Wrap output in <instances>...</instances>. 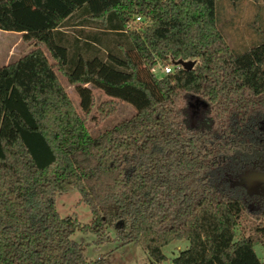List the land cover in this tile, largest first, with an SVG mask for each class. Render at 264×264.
<instances>
[{
	"label": "trees",
	"instance_id": "1",
	"mask_svg": "<svg viewBox=\"0 0 264 264\" xmlns=\"http://www.w3.org/2000/svg\"><path fill=\"white\" fill-rule=\"evenodd\" d=\"M136 15L147 23L129 26ZM0 30L34 42L0 66V264H108L86 258L76 230L138 245L150 264L174 240L188 246L169 264H264V194L235 183L264 171V35L233 50L215 0H0ZM158 63L173 71L157 77ZM55 68L84 115L92 89L135 113L91 135ZM194 98L205 102L196 113ZM73 189L90 223L57 211L56 195ZM243 217L252 232L236 237Z\"/></svg>",
	"mask_w": 264,
	"mask_h": 264
},
{
	"label": "rangeland",
	"instance_id": "2",
	"mask_svg": "<svg viewBox=\"0 0 264 264\" xmlns=\"http://www.w3.org/2000/svg\"><path fill=\"white\" fill-rule=\"evenodd\" d=\"M215 13L216 24L220 32L229 46L237 52L251 47L264 35L263 2L240 0L233 3L229 0H215ZM85 28V30L89 31V27ZM60 30L68 35L76 33L75 29L70 27V25L63 26ZM33 47L34 42L24 41L21 33L0 30V66L19 58ZM42 50L47 55L48 60L54 63L44 46H42ZM55 71L76 110L82 114L85 127L91 135H96L99 131H103L135 113V108L131 104L117 98H110L98 89H92L94 107L89 114L84 115L79 108V97L75 86L67 81L58 68H55ZM153 71L157 77L163 75L158 66ZM105 100H111L115 110L110 115L101 118L96 106ZM190 105L193 113H196L205 107V102L199 98H194L191 100ZM93 116L95 117L92 118ZM260 173L255 170H248L241 174L239 179L244 181L246 190L249 188V192L262 195L264 194V183L257 179L261 175ZM55 206L61 216L74 218L80 224L91 222L92 215L89 206L81 200L76 189L57 194ZM250 226V220L247 217H243L236 228V237L252 232ZM107 230L110 234L113 233L111 227H108ZM72 237L76 241L85 243L84 254L87 259L104 256L108 264H150L147 253L138 245H121L119 239L96 244L93 242L95 239L93 233L79 230H76ZM187 246L188 241L186 240H174L164 246L162 251L167 258L164 264H169L171 259ZM254 249L264 263V243L255 244Z\"/></svg>",
	"mask_w": 264,
	"mask_h": 264
},
{
	"label": "water",
	"instance_id": "3",
	"mask_svg": "<svg viewBox=\"0 0 264 264\" xmlns=\"http://www.w3.org/2000/svg\"><path fill=\"white\" fill-rule=\"evenodd\" d=\"M195 63H196V61H195L194 59H188V60L177 59V60H173V61H172V64H173V65H180L182 68H184V69H186V70L192 69L193 66L195 65ZM255 171H257V170H255ZM258 172H261V173H260L261 175H259L257 179H259V181H260L261 183H264V171H258ZM235 183L244 186V181H242V180H240V179H238V181L235 182ZM244 187H245V186H244ZM247 192H248L249 194H252L251 192H249V188H248Z\"/></svg>",
	"mask_w": 264,
	"mask_h": 264
},
{
	"label": "built area",
	"instance_id": "4",
	"mask_svg": "<svg viewBox=\"0 0 264 264\" xmlns=\"http://www.w3.org/2000/svg\"><path fill=\"white\" fill-rule=\"evenodd\" d=\"M147 20H144V18L140 15H136L130 22L129 26L131 25H140V24H146ZM173 65V64H172ZM171 64L161 65L160 63L156 64L151 70L154 73V68L158 66L159 70L161 71V74L165 75L173 71V66ZM177 67H180V65H174Z\"/></svg>",
	"mask_w": 264,
	"mask_h": 264
}]
</instances>
